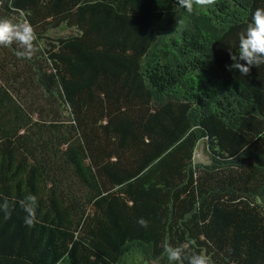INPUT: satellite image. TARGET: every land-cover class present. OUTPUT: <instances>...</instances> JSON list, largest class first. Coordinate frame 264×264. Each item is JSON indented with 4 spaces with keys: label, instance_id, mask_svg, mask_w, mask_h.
I'll return each mask as SVG.
<instances>
[{
    "label": "trees",
    "instance_id": "obj_1",
    "mask_svg": "<svg viewBox=\"0 0 264 264\" xmlns=\"http://www.w3.org/2000/svg\"><path fill=\"white\" fill-rule=\"evenodd\" d=\"M257 8L0 0L37 35L0 47V264H169L165 241L264 264V65L226 68Z\"/></svg>",
    "mask_w": 264,
    "mask_h": 264
},
{
    "label": "clouds",
    "instance_id": "obj_2",
    "mask_svg": "<svg viewBox=\"0 0 264 264\" xmlns=\"http://www.w3.org/2000/svg\"><path fill=\"white\" fill-rule=\"evenodd\" d=\"M216 2L217 0H175V5L191 14L197 7H211ZM36 41V32L27 20L14 22L8 18H0V47L16 45L21 58L31 59L37 51ZM229 54L232 63L226 68L230 71L237 70L242 76H248L253 66L259 68L264 65V8H257L247 27L239 33L238 53L230 51ZM18 203L25 213L23 220L25 226L34 227L38 223L37 197L29 194ZM12 210L7 198L0 202V212L4 213L5 219L10 218ZM137 223L143 228L148 227V221L143 218ZM162 247L169 264H212L209 256L192 251L189 243L173 246L165 241Z\"/></svg>",
    "mask_w": 264,
    "mask_h": 264
},
{
    "label": "rangeland",
    "instance_id": "obj_3",
    "mask_svg": "<svg viewBox=\"0 0 264 264\" xmlns=\"http://www.w3.org/2000/svg\"><path fill=\"white\" fill-rule=\"evenodd\" d=\"M69 32H71L69 29H65V30H61L59 33H53V34H56V35H65V34H68ZM208 155L206 153V150H205V145H204V142H201L196 151H195V161L196 162H201V163H207L208 162Z\"/></svg>",
    "mask_w": 264,
    "mask_h": 264
}]
</instances>
